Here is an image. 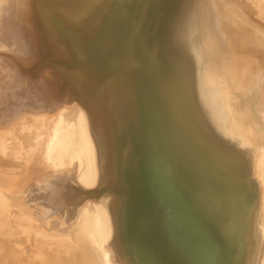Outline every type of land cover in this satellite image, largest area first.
<instances>
[{
	"label": "bare ground",
	"instance_id": "6f19581e",
	"mask_svg": "<svg viewBox=\"0 0 264 264\" xmlns=\"http://www.w3.org/2000/svg\"><path fill=\"white\" fill-rule=\"evenodd\" d=\"M104 1L0 0V264H162L158 258L165 254L171 264H195L199 257L215 264V251L204 252L217 241L225 249L233 246L232 264H264V37L234 13L235 40L216 41L208 27L214 8L201 4L196 17L195 0H155L161 9L151 14L152 24L144 23L150 15L142 13L141 23H131L138 14L126 21L136 31L125 36L134 40L140 70L172 94L157 101L181 102L179 130L165 132L163 144L193 160L206 150L198 163L222 179L243 175L238 193L219 189L213 201L231 239L218 226L221 212H211L207 227L218 239L201 228L205 239L191 248L196 243L182 235L174 234L170 243L153 236V215L127 205L130 152L153 142L142 137V110L125 109L115 84L100 83L84 59L58 76L35 64L38 51L63 59L74 41L91 42L95 56L101 42L117 53L115 29L105 31V12L117 7L115 17L123 21L124 11L137 2ZM256 2L264 9V0ZM178 14L193 21L190 42L182 41L185 25L174 27ZM59 24L67 27L60 35ZM68 30L75 37L71 42ZM125 118L124 125H115ZM185 163L176 176L181 191L190 193L206 179L221 185L216 176L203 175L200 164ZM40 164L42 173L30 177ZM52 176L60 179L57 188L72 177L78 194L71 201L43 195L53 192ZM39 180L48 183L44 192L34 189Z\"/></svg>",
	"mask_w": 264,
	"mask_h": 264
},
{
	"label": "rangeland",
	"instance_id": "374dc122",
	"mask_svg": "<svg viewBox=\"0 0 264 264\" xmlns=\"http://www.w3.org/2000/svg\"><path fill=\"white\" fill-rule=\"evenodd\" d=\"M140 1L139 7L136 10H133L131 7H136L138 0H136L137 3L129 5L128 9L124 11L127 18H124L123 21L118 20V18L115 17L117 16V7L113 9L110 7L114 10V13L111 15L109 13L110 11L105 12L106 15L110 16V19L106 20L105 31L115 29L116 41L113 45L117 46V53L109 51L107 45H105L106 42L100 43L98 49L101 51L96 56L93 53L94 50L92 47L88 46L89 43L91 44L89 41H84L83 43L74 41L71 45L67 42V37L70 42L73 41L72 39L75 37L71 34L72 32L68 30V32H66L67 37H63L64 41L66 40L65 42L70 44L67 45L70 47H66V56L64 55L62 59L59 58L60 56H46V54H42L41 51H38L35 53V64L38 67H45V69L47 68L54 71L55 75L58 76V74L66 73L69 65L76 67L78 66L76 65L77 61L84 59L85 61L83 62L85 63L86 71L90 72L91 75H94L95 70V72H97V74H95V78L99 80L100 83L115 84L116 88L119 89L120 97L124 99L123 104L125 109L132 110L133 107H138L139 110H142V113H144V130L141 131L142 137L146 138L152 136L153 139L150 141L153 140V142L147 145L146 148L140 146L137 148L135 153L134 151L130 152L128 176L132 185H130L126 202L129 208L136 205V207L142 209L145 213L153 215L155 219V224L151 229V234L153 236L156 237L158 234L163 235L170 243L174 234H176V236L182 235L185 240L186 238H189L191 243H196L191 246L189 245V247L194 248L195 246L196 248L198 246L197 239H205L201 237V228L208 229L212 238L215 240L218 239L212 228L207 227V215L211 212L215 215L221 212L218 220V226L220 230H223L227 234V238L230 240L229 229L226 230L228 223H224L222 220L223 213L219 207L215 206L213 201L215 196L220 194L219 189L232 193H238V191L244 186L243 175L239 173L236 177L222 179L217 173L211 172L206 169L203 164L198 163L199 160L205 156L206 150L205 152H198L197 156H195L193 160L188 156V153L181 152L173 149L170 145L168 146L163 144V136L165 132L168 133L179 130L181 119L179 117L178 110L181 107V102L178 97L171 98L170 104L168 105H161V103L157 101L156 96L164 95L166 97L169 96V94L172 96V94L162 88L159 79L155 80V77L142 73L140 70V57L134 51V40L128 39L127 36H125L126 32L130 31L128 25H126L128 18L138 14L139 18L135 17L131 23H141V13L144 15L149 14L150 16L147 17L144 23L152 24L155 20L151 17V14L157 13V11L161 9L155 0ZM201 1L202 0H195V16H200L199 5L201 4L204 5L206 3L214 8L211 11L209 18L212 26L208 27L210 28L211 33L216 36V41L219 39L235 40L233 37L234 31L232 30L231 23V17L234 13L243 16L247 21L251 22L255 27H253L254 30L257 33L259 32L264 37V9L261 8V5L258 4L256 0H223V2L228 4V6H219L218 1L221 0H206L203 1L204 3ZM105 2L108 4L110 1L106 0L104 3ZM94 9L95 7L93 10ZM222 9H226L227 12L224 13ZM211 16H215V18L211 19ZM175 18L178 19L180 23H176L174 27L177 28L179 25H185L187 28L186 36L182 39V41L184 42V39L187 38L186 42H190L191 38L188 37L194 35L191 32L193 29V21H191L187 16L181 14H178ZM96 24L98 23L95 22L93 27L95 29ZM56 27H58L56 28L57 33L59 32L60 34L63 32L62 30L67 29V27L63 24H61V26L59 24ZM97 28L100 27L97 25ZM180 31H182V28H180ZM130 32L136 31L131 30ZM133 34L134 33H132V35ZM165 41L166 40L164 39V42ZM83 46H87L85 47L86 49L83 48ZM81 48L85 50H82ZM87 49L89 50V53H87ZM78 52L83 56H81ZM56 56L58 57L57 60L61 59L62 62L55 60ZM154 67H160V65H157V61L155 62ZM155 70L159 71L160 69ZM8 100L4 102H8L5 106H9L12 102V99ZM127 121H129V119L125 118V120L119 121L115 125H124ZM116 132H118V129ZM154 140L156 144H154ZM180 144L181 142L177 144V147H181ZM192 161L195 163L194 165H196V167L200 164L199 168L203 172V175L216 176V180L221 185H216L214 180L209 181L206 179V181H203L197 187L193 184L190 193L181 191L178 188V181L176 179V176L180 173L179 165H184L186 164L185 162ZM39 166L40 167L35 168V170L30 173V177L37 171H40L37 175L42 173L43 165L40 164ZM49 180L51 181H49V186H51V190L53 192L50 194L44 193L43 195H48L49 197L55 196V198L62 197V201H71L74 195L78 194L76 190L77 186L74 183L75 180L72 177H64V184L59 188H57V182H59L58 180L60 179L52 176ZM192 182L195 183V181ZM225 184H227L228 187H225ZM47 185L48 183H44L43 180H39L38 185H34V189H41L44 192L47 190ZM132 234L136 239L138 238L136 233ZM139 247L141 251L144 249V246L142 247L139 245ZM144 251L147 252L145 249ZM213 251H215V256L217 258L215 264H232L233 246H231V244L228 249H225L223 244L220 241H217L216 244H213L209 250L204 253L208 256ZM154 254L155 253H152L151 255ZM169 255L170 254H165L163 257L158 259L163 261L161 262L162 264H171ZM197 259L198 260H196L195 264H208L205 258L199 257Z\"/></svg>",
	"mask_w": 264,
	"mask_h": 264
}]
</instances>
